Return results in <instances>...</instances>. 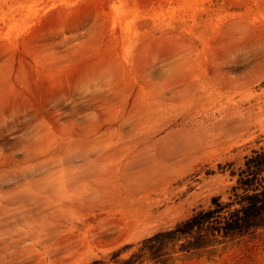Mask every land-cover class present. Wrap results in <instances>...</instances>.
Segmentation results:
<instances>
[{"label": "rangeland", "instance_id": "1", "mask_svg": "<svg viewBox=\"0 0 264 264\" xmlns=\"http://www.w3.org/2000/svg\"><path fill=\"white\" fill-rule=\"evenodd\" d=\"M263 146L264 0H0V264H264L150 251Z\"/></svg>", "mask_w": 264, "mask_h": 264}, {"label": "trees", "instance_id": "2", "mask_svg": "<svg viewBox=\"0 0 264 264\" xmlns=\"http://www.w3.org/2000/svg\"><path fill=\"white\" fill-rule=\"evenodd\" d=\"M231 177L234 184L228 190L227 200L217 195L208 209L195 211L175 228L150 238L155 244L150 248L152 260L161 259L157 250L163 243L187 239L181 250L189 252L201 248L210 238L227 239L264 225V146L253 149L242 165L233 167ZM135 257L126 262L134 263Z\"/></svg>", "mask_w": 264, "mask_h": 264}]
</instances>
